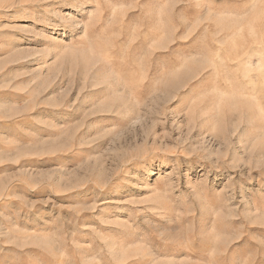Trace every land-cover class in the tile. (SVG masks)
<instances>
[{"label":"rangeland","instance_id":"374dc122","mask_svg":"<svg viewBox=\"0 0 264 264\" xmlns=\"http://www.w3.org/2000/svg\"><path fill=\"white\" fill-rule=\"evenodd\" d=\"M0 264H264V0H0Z\"/></svg>","mask_w":264,"mask_h":264}]
</instances>
